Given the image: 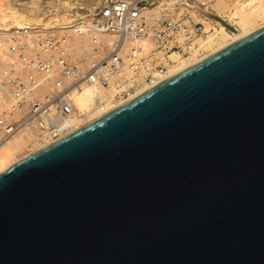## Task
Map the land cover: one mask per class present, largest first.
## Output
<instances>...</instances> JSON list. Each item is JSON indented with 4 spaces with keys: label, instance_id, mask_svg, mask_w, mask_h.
<instances>
[{
    "label": "water",
    "instance_id": "1",
    "mask_svg": "<svg viewBox=\"0 0 264 264\" xmlns=\"http://www.w3.org/2000/svg\"><path fill=\"white\" fill-rule=\"evenodd\" d=\"M0 264H264V28L0 174Z\"/></svg>",
    "mask_w": 264,
    "mask_h": 264
},
{
    "label": "built area",
    "instance_id": "2",
    "mask_svg": "<svg viewBox=\"0 0 264 264\" xmlns=\"http://www.w3.org/2000/svg\"><path fill=\"white\" fill-rule=\"evenodd\" d=\"M58 1L36 0L48 14ZM65 1L72 20L63 33L13 29L3 38L5 49L0 37V53L13 59L0 72V145L23 128L58 139L73 129L74 93L87 87L110 92L113 103L125 101L162 83L171 53L200 54L202 25L157 8L158 0ZM20 4L28 6L29 0ZM73 37L87 40V46L71 48ZM146 41L152 44L148 52L141 51Z\"/></svg>",
    "mask_w": 264,
    "mask_h": 264
},
{
    "label": "bare ground",
    "instance_id": "3",
    "mask_svg": "<svg viewBox=\"0 0 264 264\" xmlns=\"http://www.w3.org/2000/svg\"><path fill=\"white\" fill-rule=\"evenodd\" d=\"M212 1L217 3L220 10L226 12L227 18L225 19L218 14L208 12V9L203 8L205 3L201 2L197 10L204 18L213 23L214 26L209 25V22H203V19L196 22L198 20L196 19L198 14L191 13L192 21L196 22V24L200 23L203 27V37L199 38L197 41L200 54L197 55V52H194L184 57L176 53H171L168 57L171 63L166 72L160 77V82L174 77L180 72L191 68L210 56L221 52L225 48L264 28V0ZM19 5H21L20 0H0V37L4 45L2 47L3 49L6 48L3 38L9 37L13 29H54L63 30L61 32L63 33L65 31L64 29L71 26L72 18L69 11H67L70 4L66 3L65 0H63V2H61V0L56 3L54 2L52 5L53 14L41 11L37 6L36 0H29L28 6L23 8L21 7L22 5L18 7ZM30 5L34 7L33 10L29 9ZM156 5L157 8H164L171 14L177 13L181 15L188 4L185 0H158ZM180 11L182 13H180ZM213 17L221 20L223 24ZM189 23V21H186V24ZM224 24L232 27L234 31L228 30ZM85 42H87V40L82 41L81 39L73 37L70 47L75 50H80L87 46ZM151 49L152 44L150 42L146 41L142 43L141 51L148 52ZM12 61L13 59L11 57L4 56L0 53V72L8 67V64ZM146 91L147 89H144L125 101L114 103L111 101L112 94L110 92L99 91V93H96L92 88L85 87L81 91L74 93L72 95V100L74 101L77 114L70 122L73 129L68 134L58 139H51L45 135L37 137L36 132L28 128L15 131L0 145V174L21 161L24 157L56 144L66 136L94 123L111 111L141 96ZM96 94H98L99 98L95 102L94 97Z\"/></svg>",
    "mask_w": 264,
    "mask_h": 264
},
{
    "label": "rangeland",
    "instance_id": "4",
    "mask_svg": "<svg viewBox=\"0 0 264 264\" xmlns=\"http://www.w3.org/2000/svg\"><path fill=\"white\" fill-rule=\"evenodd\" d=\"M235 1V0H232ZM185 2L188 4L187 8L184 9V12L182 13L180 11V13H182L181 15H188L189 16V21L190 24H196V22H199L200 19H203V22H209V20H207L206 18H204L200 12L197 10L198 7H200L201 2L205 3V6H203V8L208 9V12L212 13V14H218L221 17H224L225 19L227 18V14L225 11H222L218 8V5L215 1L212 0H185ZM157 6V5H156ZM30 10H33L34 7L32 5L29 6ZM183 10V9H181ZM191 13L193 14H198V18L196 17V19H198L196 22L192 21L191 19ZM45 17V16H44ZM200 24V23H199ZM209 25L214 26L213 23L209 22ZM209 27V26H208Z\"/></svg>",
    "mask_w": 264,
    "mask_h": 264
}]
</instances>
